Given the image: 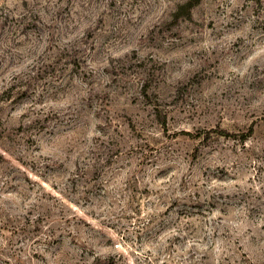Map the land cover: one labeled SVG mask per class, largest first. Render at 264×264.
Wrapping results in <instances>:
<instances>
[{
	"label": "rangeland",
	"instance_id": "374dc122",
	"mask_svg": "<svg viewBox=\"0 0 264 264\" xmlns=\"http://www.w3.org/2000/svg\"><path fill=\"white\" fill-rule=\"evenodd\" d=\"M187 1L0 0V264H264V0Z\"/></svg>",
	"mask_w": 264,
	"mask_h": 264
},
{
	"label": "trees",
	"instance_id": "16d2710c",
	"mask_svg": "<svg viewBox=\"0 0 264 264\" xmlns=\"http://www.w3.org/2000/svg\"><path fill=\"white\" fill-rule=\"evenodd\" d=\"M198 2H199V0H188L186 3V7H187L188 11L190 10V8H192ZM221 132H224V134H227V132L224 130H222Z\"/></svg>",
	"mask_w": 264,
	"mask_h": 264
}]
</instances>
